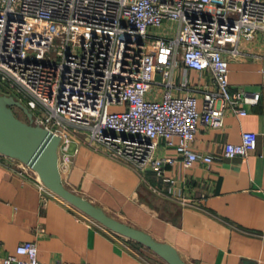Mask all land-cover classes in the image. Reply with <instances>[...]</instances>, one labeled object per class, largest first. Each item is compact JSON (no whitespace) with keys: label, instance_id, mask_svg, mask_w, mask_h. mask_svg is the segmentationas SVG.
Listing matches in <instances>:
<instances>
[{"label":"built area","instance_id":"2783aa9c","mask_svg":"<svg viewBox=\"0 0 264 264\" xmlns=\"http://www.w3.org/2000/svg\"><path fill=\"white\" fill-rule=\"evenodd\" d=\"M258 33L264 0H0V93L21 102L60 145L73 129L87 130L91 145L154 173L172 195L167 166L215 161L193 148L200 127L222 129L226 112L243 117L259 103L260 93L232 90L225 56H239L238 42ZM179 71L183 87L190 71L208 72L212 85L200 97L176 94ZM257 145L256 132H242L222 157L246 159ZM38 255L27 241L2 264H43Z\"/></svg>","mask_w":264,"mask_h":264},{"label":"crops","instance_id":"0c3cea01","mask_svg":"<svg viewBox=\"0 0 264 264\" xmlns=\"http://www.w3.org/2000/svg\"><path fill=\"white\" fill-rule=\"evenodd\" d=\"M239 56L229 57L232 90L260 93L247 115L226 112L224 127H200L193 148L215 156L212 165L179 162L167 166L169 183L141 173L91 145L73 129L71 142L59 146V168L66 188L108 215L172 246L187 264H264V33L241 39ZM181 71V70H180ZM177 73L176 94L198 97L212 85L208 72L189 73L183 87ZM258 135L248 158H223L226 143L241 134ZM161 154L177 157L173 150ZM35 178L15 159L0 156V264L24 242H35L43 264H168L139 243L115 234L59 198L43 194ZM185 198L186 202H182Z\"/></svg>","mask_w":264,"mask_h":264},{"label":"water","instance_id":"95a60500","mask_svg":"<svg viewBox=\"0 0 264 264\" xmlns=\"http://www.w3.org/2000/svg\"><path fill=\"white\" fill-rule=\"evenodd\" d=\"M14 107L21 109L27 120L21 119ZM60 143L59 136L35 123L32 113L21 102L0 93V154L33 169L53 193L112 232L143 245L168 264H187L172 246L113 218L100 207L66 188L59 168Z\"/></svg>","mask_w":264,"mask_h":264},{"label":"rangeland","instance_id":"374dc122","mask_svg":"<svg viewBox=\"0 0 264 264\" xmlns=\"http://www.w3.org/2000/svg\"><path fill=\"white\" fill-rule=\"evenodd\" d=\"M14 109V111H15V113L21 118V119H23V120H27V118H26V116L23 114V112H22V110L21 109H19L18 107H14L13 108ZM77 134L81 137V138H83V139H86V140H89V138H90V132L89 131H87V130H80V129H78L77 130ZM23 169H25L26 171H28L30 174H32L35 178H37V179H39V180H41L40 179V177H39V175H37L36 173H35V171H33V169H31L30 167H28L27 165H25L24 163H22V162H20V161H18V160H15ZM42 181V180H41ZM131 240V239H130ZM132 242H135V241H133V240H131ZM136 243V242H135Z\"/></svg>","mask_w":264,"mask_h":264},{"label":"bare ground","instance_id":"6f19581e","mask_svg":"<svg viewBox=\"0 0 264 264\" xmlns=\"http://www.w3.org/2000/svg\"><path fill=\"white\" fill-rule=\"evenodd\" d=\"M37 175H38V173L37 172H35Z\"/></svg>","mask_w":264,"mask_h":264}]
</instances>
